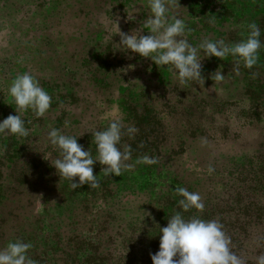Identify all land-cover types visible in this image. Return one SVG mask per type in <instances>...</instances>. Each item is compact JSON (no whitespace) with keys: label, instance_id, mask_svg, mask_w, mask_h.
<instances>
[{"label":"rangeland","instance_id":"obj_1","mask_svg":"<svg viewBox=\"0 0 264 264\" xmlns=\"http://www.w3.org/2000/svg\"><path fill=\"white\" fill-rule=\"evenodd\" d=\"M38 4L42 7L36 10ZM223 5L218 0H187L184 3L174 0L168 15L185 21L187 29L191 30L187 39L194 45L205 36L224 39L226 43V38L231 36L234 43L239 42L248 34V23L256 18L260 21L257 22L264 40L263 2L255 3V8L247 13L234 10V6L227 9ZM95 7V17L98 18L92 31L86 18ZM128 13L134 14L136 19L129 21ZM149 14L147 0H46L45 4L36 0H0V113L7 110L8 116L13 115L7 89L18 74L30 73L39 81L46 80L50 84L56 78L65 80L69 75H78L81 86L89 90L84 97L87 100L75 112L62 117L56 114V117H61H55L56 121H70L68 129L74 134L100 130L112 119H122L125 128L134 125L145 133V154L151 157L157 153L163 155L161 159L155 157V164L137 163L121 176H110L112 179L108 184L112 192L99 197L94 213L102 214L117 202L112 218L138 223L132 228L117 224L110 230L112 235L117 230L132 232L135 229L143 236L140 232L145 233L148 227L146 217L152 213L149 209L151 201L168 199L171 194H176L175 189L199 183L198 176L209 169L196 168V154L206 160L218 157L220 165L238 164L242 154L258 150L264 142V107L254 106L249 99L238 98L253 76L261 86L254 97L261 99L264 95V48L260 50L254 71L241 64L240 74L236 75L232 71V57L224 60L205 58L201 62L204 87L195 82L180 85L168 66L159 68L151 58L117 49L120 36L116 35L115 20H118L121 31L131 34L141 28ZM143 31L147 34V29ZM220 68L225 80L214 86L210 76ZM112 71L120 74L119 82L105 86L102 94H93L90 80L102 82L101 79L107 78ZM144 110L145 123L139 124L135 114ZM53 114L54 111H48L44 117H50L52 121ZM259 117L262 120H258ZM52 125L50 122L48 128ZM28 126L35 146L46 144L48 147L41 150L53 151L47 143L48 130L37 126L34 121ZM157 139L160 143L154 144ZM201 189L206 194L212 187L204 185ZM168 190L170 194L167 195ZM86 195V192L81 193L80 197ZM81 200L78 204L81 208L76 215L83 221V217L90 214V208L82 207ZM37 212L40 218L32 220L22 241L33 245L29 256L38 264H44L43 252L47 253L46 250L54 247L55 255L64 243L69 244L67 238L53 236L55 230L67 232L69 224L57 223L59 213L54 210L46 213L41 201L37 203ZM89 221H93V217ZM94 224H81L85 244L80 257L85 263L90 261L93 244L100 239L97 231L102 223ZM22 226L24 224L14 218L10 235L13 236ZM51 238L56 242L62 238L61 248L54 246ZM120 243L118 241L116 246ZM136 245L133 247L135 251H145V247ZM120 250L123 251V247ZM48 255L51 256L50 253Z\"/></svg>","mask_w":264,"mask_h":264},{"label":"trees","instance_id":"obj_2","mask_svg":"<svg viewBox=\"0 0 264 264\" xmlns=\"http://www.w3.org/2000/svg\"><path fill=\"white\" fill-rule=\"evenodd\" d=\"M179 1L184 3L187 0ZM195 1L202 2L205 0ZM218 1L223 3V6L227 9L234 6V10H244L246 13L251 11L249 9L255 8V3L263 2L262 7L264 9V0ZM36 2L45 4L46 0H36ZM41 7L42 5L38 4L36 10ZM95 12L96 7L91 9L89 16L86 18L92 31L98 18L95 17ZM252 18L254 19V16ZM257 21L260 22L257 18L255 21L250 22ZM226 41L228 44H233L234 37L228 36ZM255 69L256 66L251 70L254 71ZM120 77L118 72L112 71L110 75H107V78L103 77L101 79L102 82L99 81L100 84L98 81L90 80L93 94H102L105 91V86L117 84ZM245 77L247 78V76ZM39 82L41 87L44 90L47 89V92L52 97L49 111H54L53 120L50 121V117L37 118L29 110L23 117L26 122L25 126L29 129L28 125L34 121L37 126H42L49 131L48 124L52 122V127L61 129L64 134L79 137L78 143L83 145L85 150L91 148L95 156V145L92 143L91 135L93 130L72 134V131L68 129L69 127H65L64 122L59 123L56 121V118L61 119L62 115L70 114L71 111L75 112L78 107L82 106L81 103L87 100L84 97L86 91L89 90L84 85L81 86L82 82H80L78 75H69L65 80L56 78L52 84L46 80ZM258 82L253 76L249 80L248 86L245 87L244 93L238 95V98L249 99L254 106L263 108L264 95L261 99L254 97L255 93L261 90V86L257 84ZM12 107L10 112L16 115L14 104ZM6 111L2 110L0 113L2 120L8 117ZM56 114L61 117H56ZM135 116L138 118L137 123H145V110L142 113H136ZM27 117H29L28 120ZM260 119L262 120L259 117L258 120ZM262 124L264 128V121ZM139 132L131 141L125 135L121 141L123 145L131 146L132 159L126 163L133 166L139 163V157L145 155L151 157L150 154H145V133L141 130ZM155 143L159 144L160 142L157 139L154 141ZM35 145L30 134L23 138L0 134V249H3L10 241H13V236L15 240L24 241L32 220L40 218V214L37 212V203L41 201L46 213L49 210L59 213L57 223L67 222L69 224L67 232H57V230L53 232L55 237L63 236L67 238L69 244L66 245L64 243V247L55 255L56 250L54 247L46 250L47 253L43 252L44 264H153L151 254L159 251L160 235H162L160 227H166L168 218H171L175 212L182 211L178 204L181 197L177 194H173V196L171 194L168 199H158L149 203V209H151L152 213L146 217L148 227L145 228V233L140 232L143 236L145 235V238L137 233L139 231L135 229L132 232L117 230L112 235L110 230L117 224H126L131 228L138 225V223H132L131 221L116 220V217L112 218L116 211L115 207L118 205L117 202L107 210H104L102 214L94 213L95 206L100 200L99 197L107 192H112L108 184L112 177L104 176L101 172L102 166L97 162L94 166V175L100 176V187L90 189L89 185L85 184L83 187L73 190L69 186L70 182L61 179L56 169L51 165L50 160L56 159L59 153L55 151L49 152L47 149L45 151L41 150L48 147L46 144ZM196 155V168H205L209 169V171L198 176L199 183L194 184L195 186L185 188L189 192H200L199 194L205 207L202 211L191 209L188 212H184V217L187 219L195 215L204 220H218L223 224L225 233L231 238L232 251L241 257L246 264H255V258L264 254V142L260 144L258 150L242 154L241 161L238 164L229 162L226 165H220L218 157L206 160L202 155ZM152 156L159 159L163 157L161 153L152 154ZM131 169H125L122 173ZM204 185L212 187L206 194L201 191V187H204ZM216 185H219V188ZM85 192L87 194L86 197H80L81 193ZM166 193L168 195L170 191L168 190ZM109 198H111L110 195ZM80 199L83 202L82 207L90 208L88 210L90 214L83 217V221L85 223L88 222V224L90 222L95 224L102 223L101 228L97 229L100 239L97 244H93L92 255L88 258L90 261L87 260L86 263L82 262L80 257V251L83 250L82 246L85 244V234L81 224L85 223L76 215L78 209L81 208L78 205ZM92 217L93 221H89ZM14 218L20 220L24 226L11 236L12 227L10 225ZM100 234L105 236L100 237ZM61 240L62 238H58V242H56L55 239L51 238L50 242L54 243V246L61 248ZM47 241H49V235L47 236ZM118 241L121 243L117 247ZM136 244L145 247V251L141 253L135 251L133 247L135 248ZM121 247H123V251L120 250ZM39 258L40 256L37 257V260ZM174 259H178V257Z\"/></svg>","mask_w":264,"mask_h":264},{"label":"clouds","instance_id":"obj_3","mask_svg":"<svg viewBox=\"0 0 264 264\" xmlns=\"http://www.w3.org/2000/svg\"><path fill=\"white\" fill-rule=\"evenodd\" d=\"M173 3L174 0H147L150 14L141 28L133 30L131 34L121 31L118 20H115L116 35L120 36L117 49L151 58L159 68L168 66L180 85L195 82L204 87L201 62L205 58L217 57L224 60L232 57V71L236 75L240 74L241 64L247 69L257 65L260 50L264 48L262 30L257 22L248 23V34L239 42L228 44L224 39L205 36L199 44L194 45L187 39L191 30L187 29L185 21L176 16L169 17ZM127 19L133 21L136 17L128 13ZM144 29H147V34ZM221 69L215 70L210 76L214 86L225 80ZM7 94L11 101L9 104H14L17 114L0 121V134L27 137L29 129L25 126L24 114L31 110L37 118L44 117L51 108L52 97L30 73L18 74L11 81ZM69 126L70 121H65V127ZM138 131L134 125L125 128L122 119H112L103 130L91 131L96 152L94 156L91 148L85 150L78 143L79 137L66 135L61 129L51 127L47 132V143L52 146L53 151L59 153L56 159L50 160L51 165L61 179L70 182L69 186L73 190L85 184L90 189L98 188L99 176L94 175L97 162L102 166L104 176H121L123 170L133 167L126 163L132 159L131 146L123 145L121 141L124 135L134 139ZM138 162L152 165L157 160L145 155L139 157ZM175 192L181 197L178 204L182 211H177L168 218L166 227H160L162 235L159 251L151 254L153 264H246L232 251L231 238L225 233L222 223L218 220H204L195 215L187 219L184 217L183 213L191 209H204L200 194L189 192L183 187L175 189ZM32 247L31 243L19 239L10 241L0 249V264H38L28 254ZM176 257L178 259H174ZM255 264H264V254L255 258Z\"/></svg>","mask_w":264,"mask_h":264}]
</instances>
